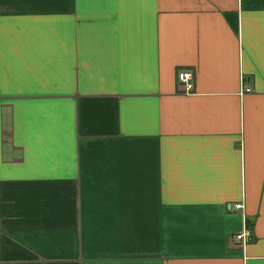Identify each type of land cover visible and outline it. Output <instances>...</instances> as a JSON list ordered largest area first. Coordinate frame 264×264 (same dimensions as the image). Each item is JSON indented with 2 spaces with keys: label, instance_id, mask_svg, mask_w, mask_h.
<instances>
[{
  "label": "crops",
  "instance_id": "crops-1",
  "mask_svg": "<svg viewBox=\"0 0 264 264\" xmlns=\"http://www.w3.org/2000/svg\"><path fill=\"white\" fill-rule=\"evenodd\" d=\"M0 264H264V0H0Z\"/></svg>",
  "mask_w": 264,
  "mask_h": 264
},
{
  "label": "built area",
  "instance_id": "built-area-1",
  "mask_svg": "<svg viewBox=\"0 0 264 264\" xmlns=\"http://www.w3.org/2000/svg\"><path fill=\"white\" fill-rule=\"evenodd\" d=\"M193 80H194V75H193L192 72H181V73H179V75H178V81H179L182 85H185V87L187 88V91H188V89L191 88L192 83H193ZM186 88H185V91H186ZM246 92H250V90L246 89V90H245V93H246ZM236 208H237V209H240L241 206H237ZM244 237H245V235L242 234V235H238V236H236V239H237L238 241H240V240H243Z\"/></svg>",
  "mask_w": 264,
  "mask_h": 264
}]
</instances>
